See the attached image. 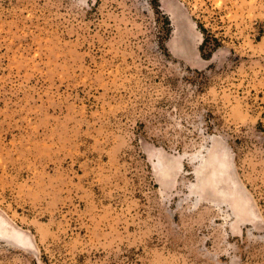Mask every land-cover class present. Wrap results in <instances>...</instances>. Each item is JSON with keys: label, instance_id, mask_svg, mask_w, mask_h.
I'll return each instance as SVG.
<instances>
[{"label": "rangeland", "instance_id": "obj_1", "mask_svg": "<svg viewBox=\"0 0 264 264\" xmlns=\"http://www.w3.org/2000/svg\"><path fill=\"white\" fill-rule=\"evenodd\" d=\"M152 3L0 0V264H264V0Z\"/></svg>", "mask_w": 264, "mask_h": 264}, {"label": "trees", "instance_id": "obj_2", "mask_svg": "<svg viewBox=\"0 0 264 264\" xmlns=\"http://www.w3.org/2000/svg\"><path fill=\"white\" fill-rule=\"evenodd\" d=\"M149 2H150L151 7L153 8V6H152V5H153L152 0H149ZM154 9H155V8H153V10H154ZM157 12L159 13V11H157ZM167 24H168V22H167ZM201 30H202L203 33L205 32V30L202 29V27H201ZM206 37H207V36L203 37V39H202V43H201V46H200V52H201V54H203V53H202V50H203V49H202V47H203L202 45H205ZM203 55H204V54H203Z\"/></svg>", "mask_w": 264, "mask_h": 264}]
</instances>
